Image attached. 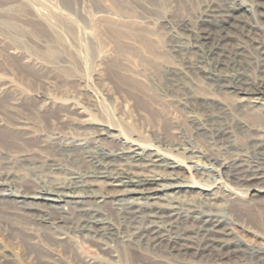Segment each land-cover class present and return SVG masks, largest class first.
Returning <instances> with one entry per match:
<instances>
[{"label": "rangeland", "instance_id": "rangeland-1", "mask_svg": "<svg viewBox=\"0 0 264 264\" xmlns=\"http://www.w3.org/2000/svg\"><path fill=\"white\" fill-rule=\"evenodd\" d=\"M236 1L249 10L224 23L217 43L200 36L203 19L233 0H0V264H264V191H252L264 190V116L253 117L264 113L240 106L225 81L259 77L264 7ZM109 127L118 135L101 138ZM128 136L216 169L177 172L214 187L210 208L232 230L225 244L198 212L172 216L156 234L136 230L147 213L133 218L103 182L95 190L109 196L92 200L90 214L23 208L6 195L85 172L97 150ZM68 141L85 149L68 152ZM196 192L189 198L206 209ZM94 216L110 234L81 230Z\"/></svg>", "mask_w": 264, "mask_h": 264}, {"label": "bare ground", "instance_id": "bare-ground-1", "mask_svg": "<svg viewBox=\"0 0 264 264\" xmlns=\"http://www.w3.org/2000/svg\"><path fill=\"white\" fill-rule=\"evenodd\" d=\"M259 1L260 5L264 7V0ZM246 10L249 9L244 7L242 3L233 0L227 10L222 11L223 14L219 16L220 19L212 15L203 19L206 26H201L202 33L200 36L205 39V42H208L214 33L219 36L217 43H220L226 36L224 23L230 18L236 19V12H246ZM214 50L215 48L212 47L211 52ZM261 55L259 77L250 80L243 75L234 74L231 77L233 80L226 78L225 81L229 84L231 91L236 92L240 106L264 113V50ZM3 116L7 121H11L9 115ZM263 116L253 115L255 119ZM113 130L116 129L102 128L99 136L101 138L117 136L118 133ZM259 142L264 146V136L259 138ZM117 144L118 147L115 151L106 148L97 150L93 157L92 168L85 172L75 171L64 177L53 176L49 184L40 185L33 193L11 191L6 195L8 197L13 196L17 205L23 208L40 206L46 210L66 213L68 208L74 207L83 214H90L93 213L92 200L99 198V201L103 203L109 196L106 192L95 190V186L103 182L114 189H118L120 192L118 204L133 218H138L140 214L147 213L148 221L136 226V230L146 229L156 234L161 231L164 223L172 216L198 212L197 217L203 223V228L211 232L214 242L221 241L222 245L226 243L225 239L230 237L232 230L224 224L223 216L213 212L210 208L212 202L209 204V198L213 199V195H215L214 187L184 179L177 172L181 166L196 172L216 171L213 166L197 161L192 165H185L184 160L168 157L160 150L143 145L136 139L129 138V136L124 137V140L118 141ZM65 146V150L68 152L85 149L83 143L75 141H68ZM209 161L218 163L223 168H228V164L219 159L210 158ZM256 174L258 173H253V175ZM8 175L17 178L22 177L21 173L18 172H9ZM195 191L201 198L208 200V203L204 205L206 209H200L203 204L196 205L189 198V194ZM252 191L261 192L264 190L254 188ZM71 227H74V230L78 229V226L72 225ZM82 229L104 237L110 234L113 228L105 219L94 216V218L87 220L86 224L81 227ZM161 240H163V236L155 237L156 243ZM246 253L261 254L251 248H247Z\"/></svg>", "mask_w": 264, "mask_h": 264}]
</instances>
